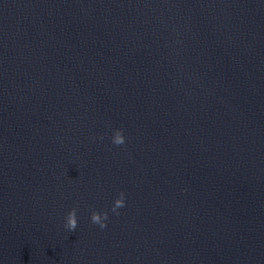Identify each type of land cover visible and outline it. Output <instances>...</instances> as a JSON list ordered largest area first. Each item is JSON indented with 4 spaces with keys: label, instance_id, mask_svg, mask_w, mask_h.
Returning <instances> with one entry per match:
<instances>
[{
    "label": "water",
    "instance_id": "water-1",
    "mask_svg": "<svg viewBox=\"0 0 264 264\" xmlns=\"http://www.w3.org/2000/svg\"><path fill=\"white\" fill-rule=\"evenodd\" d=\"M0 264H264V0H0Z\"/></svg>",
    "mask_w": 264,
    "mask_h": 264
},
{
    "label": "clouds",
    "instance_id": "clouds-1",
    "mask_svg": "<svg viewBox=\"0 0 264 264\" xmlns=\"http://www.w3.org/2000/svg\"><path fill=\"white\" fill-rule=\"evenodd\" d=\"M125 142V137L122 134V130L117 129L114 131L112 136V143L115 145H122ZM124 207V193H118L116 199H114L111 211L119 215L118 209ZM108 218L107 212H97L93 211L90 216V220L93 224L98 225L101 229H104L107 225L105 221ZM64 227L69 231L72 232L77 227V217H76V209L72 208L68 211L65 217V224Z\"/></svg>",
    "mask_w": 264,
    "mask_h": 264
}]
</instances>
